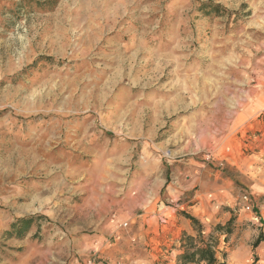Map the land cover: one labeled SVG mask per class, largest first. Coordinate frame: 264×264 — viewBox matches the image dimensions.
<instances>
[{
  "label": "rangeland",
  "instance_id": "1",
  "mask_svg": "<svg viewBox=\"0 0 264 264\" xmlns=\"http://www.w3.org/2000/svg\"><path fill=\"white\" fill-rule=\"evenodd\" d=\"M263 101L264 0H0V264L97 262L136 225L120 207L213 183L237 202L142 247L182 249L190 215L225 264H264Z\"/></svg>",
  "mask_w": 264,
  "mask_h": 264
},
{
  "label": "crops",
  "instance_id": "2",
  "mask_svg": "<svg viewBox=\"0 0 264 264\" xmlns=\"http://www.w3.org/2000/svg\"><path fill=\"white\" fill-rule=\"evenodd\" d=\"M212 185L211 190L205 191L200 195L194 194L192 199H175L174 185L171 186L167 184L166 188L169 193L168 199L160 200V203H157V199H141V203L146 204L148 201L149 203L146 205L145 211L137 216H134L130 204L126 207H120L119 213H117L116 217L117 225L122 226L123 220L130 219L135 220L136 225H132L131 222L128 223L127 221L126 226L117 229V238H115L114 242L111 244L105 239L99 241L89 240L88 244L81 249L83 254L85 255V252L88 254L91 250H95V254L98 253V261L93 264H177L176 256L183 252V249H179L177 245H175L170 252L164 251L160 254L158 251L143 248V245L141 244L146 243V246H148V244L151 247L156 246L155 243L158 239L167 237L166 232L162 228L168 226V221H171L172 223L174 222L178 228L187 233H193L189 221L179 215L178 210H185L186 212L191 213L194 217L203 220V208L207 209V211H211L212 204L220 207L222 202H230L231 204L237 202L231 194L230 197L232 199L225 197L223 193L224 190L222 189H228L226 188L227 186L224 188L223 186H216L215 183ZM162 186H165V183H163ZM193 186H195L194 181L188 182L182 188V191L189 190L193 188ZM253 191L258 195L264 194V189L258 185L254 187ZM197 196H200L201 199H194ZM166 212H171L172 217H166ZM132 238L137 239V242L133 243L131 241ZM159 257L161 258V262ZM80 260L81 257L75 258L70 264H81L79 262ZM82 264L85 263L83 262Z\"/></svg>",
  "mask_w": 264,
  "mask_h": 264
},
{
  "label": "trees",
  "instance_id": "3",
  "mask_svg": "<svg viewBox=\"0 0 264 264\" xmlns=\"http://www.w3.org/2000/svg\"><path fill=\"white\" fill-rule=\"evenodd\" d=\"M219 8L220 6H216ZM190 221L197 226V236L193 237L191 235H183L181 238V246L183 252L176 256L177 264H225L217 257L218 245L217 241L214 240L213 235L204 236L203 230L198 227L199 222L197 219L190 215H186ZM232 223V218H230L223 226L217 225L216 230L222 231L226 236L231 232L230 225ZM31 224V218H20L16 222L12 223L11 231H8L9 235H15L17 238H21L25 235L26 230ZM225 230V231H223ZM263 240V235L259 236L254 243L256 247L260 241ZM224 254V253H222Z\"/></svg>",
  "mask_w": 264,
  "mask_h": 264
},
{
  "label": "built area",
  "instance_id": "4",
  "mask_svg": "<svg viewBox=\"0 0 264 264\" xmlns=\"http://www.w3.org/2000/svg\"><path fill=\"white\" fill-rule=\"evenodd\" d=\"M242 198L246 199L247 197L244 195ZM93 263H94V259L92 258H89L88 260H86V264H93Z\"/></svg>",
  "mask_w": 264,
  "mask_h": 264
}]
</instances>
